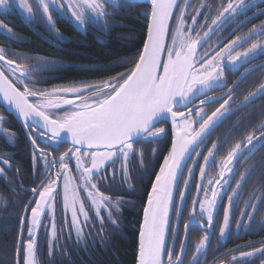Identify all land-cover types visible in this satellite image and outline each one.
<instances>
[{"label":"snow or ice","instance_id":"obj_1","mask_svg":"<svg viewBox=\"0 0 264 264\" xmlns=\"http://www.w3.org/2000/svg\"><path fill=\"white\" fill-rule=\"evenodd\" d=\"M146 2L150 4V11L144 13L147 32L143 47L136 56L123 62L130 66L114 76L41 87L49 79L41 72L62 62L0 46V94L29 128L33 149L31 183L34 186L25 189L31 198L26 197L28 203L22 206L25 214L20 221V236L14 244L12 264H57V257L65 254L64 245L60 244L63 229L56 225L58 209L65 216L64 223L68 224V237L74 230L77 241L82 238L83 225L89 223L92 215L100 221L101 228L105 219L101 213L105 212L115 225L117 221L113 217L121 201L101 191L107 182L115 179L116 170L109 175L108 166L120 161L119 172L125 181L131 179L127 165L132 159L138 161V168L146 170L147 153L139 145L165 138L168 128L157 126L159 124L170 125V147L158 171L152 174L154 179L150 182L139 225L136 264H202L201 256L205 255L214 225L221 219V211L219 237L227 235L233 224L237 230L252 226L260 204L250 196L244 201L239 219H236L233 205L241 197L243 182L255 163L239 174L234 188L231 181L238 171L234 161L239 155L246 150L249 156L244 163H247L255 151L264 147V103L238 118L245 129L251 127L252 131L234 144L231 143V130L217 140L211 137L225 119L264 97L262 81L246 95L240 94L237 103L236 88L251 69H246L231 86L225 72L226 69L238 71L243 63L264 55V23L224 43L231 22L255 6L248 0H213L212 4L200 0L194 7L191 0ZM109 6L120 7L116 0H0V9L15 7L30 19L39 14L57 40H63V35L55 27L53 10L70 13L81 26L95 21L107 25V17L114 14L108 11ZM258 14H264V10ZM0 29H4L10 39H16V34L3 20H0ZM213 35L217 36L215 41H212ZM244 44L248 46L242 52L236 51ZM220 88L225 90L213 94ZM215 104L219 106L209 115L207 106ZM33 125L36 126L34 130ZM32 137L45 139L46 147L59 145L61 141L71 146L54 156L39 148ZM209 143L211 147H207ZM204 148H207L206 155ZM221 148L226 150V155L218 162L220 179L209 177L208 169L217 163L216 153ZM152 151L158 154L159 148ZM71 161L75 162L72 168L69 167ZM14 166L13 155L0 150V177L6 176V170ZM197 169L198 181L195 179ZM20 175L22 172L17 168L14 181L17 187L23 183L18 179ZM261 179L264 180V172ZM190 185L197 194L191 201L193 207L188 219L184 221ZM225 196L227 206H223ZM259 200L264 202V195ZM249 208L252 211H248ZM46 220L50 223L45 224ZM260 224L264 227V217ZM193 226L204 231L195 242L190 235ZM42 228H50L43 242L40 239ZM259 243L260 247L244 245L251 251H241L238 247L214 257L212 264H245L250 257L259 258L260 264H264V241ZM44 245L46 253L42 250ZM190 247L194 248L191 254ZM231 252H239V256ZM203 264H208L206 256Z\"/></svg>","mask_w":264,"mask_h":264},{"label":"flooded vegetation","instance_id":"obj_2","mask_svg":"<svg viewBox=\"0 0 264 264\" xmlns=\"http://www.w3.org/2000/svg\"><path fill=\"white\" fill-rule=\"evenodd\" d=\"M199 0L195 2V5L199 4ZM73 17L68 12L53 10V19H63L68 24V19ZM0 20H3L5 24L8 25L9 28L12 29V32L16 34V39H10L9 34L4 30L0 29V46L4 48H11L13 51L23 53L26 49L22 46V43H31L33 42V38L37 37L44 42L51 43L48 36H53L55 33L50 31H40L39 27H44V25H48L47 21L42 18L39 14L34 16L33 18H29L27 15L22 13L15 7L10 8L9 10L0 9ZM200 20H203V16L200 17ZM209 22H211L209 20ZM259 27L261 25L260 20L254 19L253 15L249 16H241L238 15L230 24V26L226 29L227 39L224 40V43H227L228 40L235 39L237 36L244 35L249 32L253 26ZM49 27V25H48ZM47 36V37H46ZM217 39L216 35L212 36V41ZM255 39V38H254ZM18 45H15V44ZM13 44V45H12ZM20 44V45H19ZM223 46V45H221ZM248 45L244 44L243 47H239L236 51L242 52L244 48ZM26 54V53H24ZM235 54V53H233ZM34 55V54H32ZM37 55V54H36ZM264 64V55H257L254 59H250L247 63H243L242 66L239 67L238 71L230 72L228 69L225 70L226 76L228 77V85L231 86L232 81L241 77L242 74L245 73L246 69H251L247 72V74L243 75V78L240 80L239 85L236 88V93L238 95L237 103H239L240 94L246 95L248 91L254 90V85L264 81L262 77L263 67L261 65ZM72 82L78 81H66L63 83H52L46 82L41 87L52 88L54 86L67 85ZM225 89L220 88L217 89L213 94H220ZM198 102V101H197ZM223 101H221L222 103ZM264 102V97H260L249 104L247 108L242 109L239 112H236L235 115L229 116L227 119L221 123L216 130L212 133V140H217L218 138H222L227 132L230 130L233 131V136L231 143L234 144L236 141L240 140L242 136H246L248 132L252 131L251 127L245 129L244 125L239 123L238 118L244 116L245 113L252 111L258 105ZM219 104L209 105L207 106L209 109V115L211 111L215 110V107H218ZM0 117L3 119L0 120V150H4L13 155V159L15 161V166L11 170H6L7 175L4 177H0V214L3 216H9V214H18L20 212V208L22 205H26L28 203V199L31 198V194L26 192L25 189L31 188L34 185L31 183L32 179V145L30 143V130L25 124V126L21 123L20 120L17 119L16 116L9 113L1 104H0ZM247 122V121H246ZM255 123V121L253 122ZM157 126H164L168 128V134L171 136L170 125L159 124ZM36 128L33 125V130ZM236 130L239 131V134H235ZM11 133V136L8 135ZM166 133V135H167ZM36 139V143L39 148L44 149L45 151L51 153L54 156H59L61 153L65 152L71 145L65 142H62L59 145H50L46 147L47 141L45 139H41L40 137H32ZM139 147L143 148L147 153V158L145 162L148 167L146 170H142L137 167L138 161L136 159H132L128 163V168L131 175V179L127 180L128 182H134L135 180L139 182H150L151 175L158 171V166L162 162V139L158 142L147 143L141 142ZM207 147H211V143L207 145ZM56 151H53V149ZM159 148V153H153L152 149ZM200 151V149H197ZM204 154H207V148L203 149ZM226 155V150L221 148L219 152L216 153V161L217 163L208 169L209 177H216L220 179L218 173L220 171L219 161L222 157ZM195 156V153H193ZM249 156V153L245 150L242 155H239L238 160L234 161L235 168L238 169L235 175V179L231 181V187L234 188L236 186L235 181L240 179V173L245 172L249 165L255 163V167L251 170L246 177V180L243 182V187L241 189V197L238 198L233 205V211L235 213L236 219L240 218V210L244 209V201L248 200L251 196L255 203L260 204L259 210L256 212L255 220L252 222L251 227H241L239 230L236 229L233 224L230 232L224 237H219V227L222 223V211H221V219L216 222L214 225V234H212L209 245L207 246L205 255L201 256V262L207 257L208 264H212V260L214 257L221 256L222 254L229 252L232 249L240 248L241 251H251V248L244 247V245L252 244L253 247H260V241H264V227L261 226L260 221L261 218L264 217V202L259 200L261 195H264V180L261 179V173L264 172V147L259 148L255 151V154L251 156V159L247 160V163H244L245 159ZM200 162L203 163V159L201 157ZM74 161L69 162V167H74ZM41 166H43V161L40 162ZM120 161H117L115 165L108 166V174L111 175L114 170L115 171V179L113 183L119 181H125L122 175L119 172ZM189 166H191V161H188ZM19 168L22 172V175L19 176V181L23 182L21 187H17L14 182L17 178L15 173ZM58 168V165H57ZM187 171H185V179L187 178ZM154 179V176L151 177ZM196 181L199 180V170H196L195 175ZM107 182V183H110ZM181 188L183 189V182H181ZM190 192L188 193L185 212L183 220L187 221L188 213L191 211L193 205L191 201L196 196V190L194 187L190 185ZM13 189L15 190V194L13 193ZM255 189V191H253ZM229 193L231 192V188L228 189ZM84 194L82 193V196ZM28 197V199H26ZM177 203H179V198L177 196ZM228 200L227 197H224L223 206H227ZM248 211H252L251 208ZM22 214L24 216L25 209L23 208ZM30 215V213H28ZM90 215H92L90 213ZM102 216L106 217L107 213H101ZM70 220V215L67 217ZM65 216L58 209L56 212V225L58 229L69 230L68 224L64 223ZM247 220V218H245ZM48 220L45 221V224H49ZM19 229H21V224H19ZM173 225H175V216L173 215ZM101 227L99 224V220L92 215V219L88 224L83 225V229L85 228H97ZM117 225L104 224L103 228H116ZM42 228L41 230H49ZM26 235V232H25ZM184 235L183 222L181 223V237ZM191 241L195 242L198 240L200 236L204 235V231L199 230L197 226H193L190 229ZM169 243H171V238H169ZM194 251V248H189V254ZM231 255L239 256V252H231ZM245 264H260L259 258L250 257L245 262Z\"/></svg>","mask_w":264,"mask_h":264},{"label":"trees","instance_id":"obj_3","mask_svg":"<svg viewBox=\"0 0 264 264\" xmlns=\"http://www.w3.org/2000/svg\"><path fill=\"white\" fill-rule=\"evenodd\" d=\"M196 1L191 0L192 6ZM207 2L212 4L213 0ZM248 2L255 6L250 7L241 16L253 15L254 19L260 20L261 24L264 23V14H258L264 10V0ZM116 3L120 5L119 9L108 7V11L114 14L107 17V25L95 21L81 26L71 18L68 19V24L63 19H55V27L62 33L63 40H57L54 34L52 37L48 36L51 41L49 44L35 37L31 43H22L26 48L23 53L37 54L62 62L59 65H52L51 70L41 72V75L49 77L47 81L52 83L96 81L125 71L130 65L123 62L136 56L143 47L147 32L144 13L150 11V6L144 0H117ZM181 7H184L182 2ZM212 14L215 15V10ZM39 30L45 32L51 29L44 25L39 27ZM262 77L264 79V75ZM162 147L163 157L170 147L168 133L162 138ZM150 182L135 180L106 183L101 191L121 201L113 217L117 221V227L85 228L79 241L74 230L69 238V230L63 229L60 244L64 245L65 254L57 257V264H136L139 225L142 222L147 193L151 187ZM23 208H20L18 214L9 216L0 214V264H12L14 244L21 232L19 224L23 217ZM104 224L113 225L107 216ZM47 232H50V229L40 230L42 242ZM42 250L46 253L47 246L44 245Z\"/></svg>","mask_w":264,"mask_h":264},{"label":"water","instance_id":"obj_4","mask_svg":"<svg viewBox=\"0 0 264 264\" xmlns=\"http://www.w3.org/2000/svg\"><path fill=\"white\" fill-rule=\"evenodd\" d=\"M144 1H146V0H144ZM149 4V3H148ZM149 6H150V4H149ZM75 22L77 23V21L75 20ZM78 24V23H77ZM0 104L9 112V113H11V114H13L14 116H16L17 117V119L18 120H20L21 121V123L25 126V123L23 122V120H22V118L18 115V113H17V111L14 109V107L13 106H11V105H9L6 101H4L3 100V98H2V94H0ZM62 142H64V141H62ZM66 143V142H65ZM69 144V143H68ZM151 188V187H150ZM150 191V190H149ZM146 202H147V200H146ZM146 205V204H145ZM142 217H143V215H142ZM142 223V222H141Z\"/></svg>","mask_w":264,"mask_h":264},{"label":"rangeland","instance_id":"obj_5","mask_svg":"<svg viewBox=\"0 0 264 264\" xmlns=\"http://www.w3.org/2000/svg\"><path fill=\"white\" fill-rule=\"evenodd\" d=\"M116 1H117V0H116ZM194 6H195V5H194ZM194 6H193V7H194ZM89 15H91V14H89ZM73 19H74V18H73ZM74 20H75V19H74ZM202 21H203V20H202Z\"/></svg>","mask_w":264,"mask_h":264}]
</instances>
